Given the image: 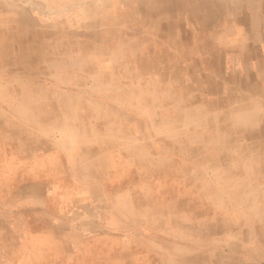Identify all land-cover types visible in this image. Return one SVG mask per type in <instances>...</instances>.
<instances>
[{
    "label": "crops",
    "instance_id": "obj_1",
    "mask_svg": "<svg viewBox=\"0 0 264 264\" xmlns=\"http://www.w3.org/2000/svg\"><path fill=\"white\" fill-rule=\"evenodd\" d=\"M159 226L264 264V0H0V264H157Z\"/></svg>",
    "mask_w": 264,
    "mask_h": 264
},
{
    "label": "rangeland",
    "instance_id": "obj_2",
    "mask_svg": "<svg viewBox=\"0 0 264 264\" xmlns=\"http://www.w3.org/2000/svg\"><path fill=\"white\" fill-rule=\"evenodd\" d=\"M133 212V211H132ZM131 212V214H133ZM129 214V216L131 215ZM165 221V220H164ZM166 227V226H165ZM165 227H161L159 226L158 227V243H157V251H158V254H157V264H167L168 263V259H170L171 257L169 256L170 255V250L172 249L171 248V243H172V238L170 237L171 234L174 233V231L176 230H179L180 232V228L178 226H174V227H169V228H165ZM3 231V230H2ZM176 239V238H175ZM110 244L111 246H115V248L119 246V243L117 242V238L116 237H112L110 238ZM118 243V244H117ZM127 245H134V242H133V239L130 238V241L129 243H127ZM208 245V244H207ZM214 244H211V246H207V254L210 253V254H214L216 253V255L218 256L219 254L217 253L218 251L217 250H214ZM217 246H222V248H225V249H221L222 250V261H223V264H245L244 262H241V261H233V260H230L229 257V253L227 252L228 249H226V247H228V245L226 243H223V244H215V247ZM112 248V247H111ZM114 249V248H112ZM111 249V251H112ZM116 250V249H115ZM110 261H116V255H111L110 256ZM94 261H98V259H94ZM128 261V260H126ZM114 264H118L117 262H114ZM127 264V263H126ZM131 264V263H130Z\"/></svg>",
    "mask_w": 264,
    "mask_h": 264
},
{
    "label": "bare ground",
    "instance_id": "obj_3",
    "mask_svg": "<svg viewBox=\"0 0 264 264\" xmlns=\"http://www.w3.org/2000/svg\"><path fill=\"white\" fill-rule=\"evenodd\" d=\"M186 2H187V0H186ZM261 5V4H260ZM221 6V5H220ZM183 7V6H182ZM241 10V9H240ZM245 11V10H244ZM220 12V11H219ZM258 12V11H257ZM166 13V12H165ZM232 13V12H231ZM179 14V13H178ZM251 14V13H250ZM231 15V14H230ZM230 17V16H229ZM241 17V16H240ZM234 18V17H233ZM217 20V19H216ZM248 20V19H247ZM9 22V21H8ZM232 22V21H231ZM149 24V23H148ZM232 24V23H231ZM228 25V24H227ZM263 25V24H262ZM185 29V28H184ZM217 32V31H216ZM187 33V32H186ZM225 34V33H224ZM194 35V34H193ZM205 36V35H204ZM203 36V37H204ZM214 36V35H213ZM238 37V36H237ZM251 37V36H250ZM187 38V37H186ZM215 40V39H214ZM253 40V39H252ZM254 41V40H253ZM41 43V42H40ZM251 43V42H250ZM256 47V46H255ZM234 48V47H233ZM233 48H231V49H233ZM246 49V48H245ZM207 54V53H206ZM211 55V54H210ZM214 55V54H213ZM216 56H217V54H216ZM251 56V55H250ZM156 57V56H155ZM211 58H212V56H211ZM211 58H209L210 60H211ZM249 58V57H248ZM216 59V58H215ZM242 59V58H241ZM252 60V59H251ZM254 60V59H253ZM81 63V62H80ZM215 65V64H214ZM212 66V65H211ZM182 70V69H181ZM12 71V70H11ZM135 73V72H134ZM211 90V89H210ZM72 105V104H71ZM104 105V104H103ZM143 105V104H142ZM60 111V110H59ZM81 119V118H80ZM88 120V119H87ZM226 132V131H225ZM254 133V132H253ZM255 134V133H254ZM250 137V136H249ZM174 138V137H173ZM165 139V138H164ZM236 139V138H235ZM164 142V141H163ZM166 142V141H165ZM181 150V149H180ZM167 152V151H166ZM199 153V152H198ZM189 154V153H188ZM192 155V154H191ZM190 156V155H189ZM193 156V155H192ZM262 173V172H261ZM153 189V188H152ZM151 189V190H152ZM171 193V192H170ZM146 196H147V194H146ZM149 196V195H148ZM180 204V203H179ZM168 208V207H167ZM172 208V207H171ZM176 208V207H175ZM182 208V207H181ZM181 208H179V209H181ZM174 209V208H173ZM184 210V209H183ZM179 211V210H178ZM177 211V212H178ZM198 211V210H197ZM170 212V211H169ZM183 212V211H182ZM191 212V211H190ZM174 214V213H173ZM178 215V214H177ZM190 216V215H189ZM216 216V215H215ZM172 219V218H171ZM217 219V218H216ZM214 220V219H213ZM222 220V219H221ZM170 222V221H169ZM208 223V222H207ZM227 223H225V225H226ZM227 226V225H226ZM232 226V225H231ZM201 227V226H200ZM204 227V226H203ZM166 228V227H165ZM210 229V228H209ZM202 230V229H201ZM214 234V233H213ZM205 236H207V235H205ZM215 236V235H214ZM215 238V237H214ZM217 243V242H216ZM255 252V251H254ZM216 256V255H215ZM221 258V257H220ZM233 261H235V260H233ZM227 264V263H226ZM248 264V263H247Z\"/></svg>",
    "mask_w": 264,
    "mask_h": 264
}]
</instances>
